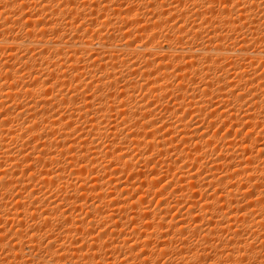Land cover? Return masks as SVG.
Instances as JSON below:
<instances>
[{
    "label": "bare ground",
    "instance_id": "bare-ground-1",
    "mask_svg": "<svg viewBox=\"0 0 264 264\" xmlns=\"http://www.w3.org/2000/svg\"><path fill=\"white\" fill-rule=\"evenodd\" d=\"M109 1L0 0V264H264L261 0Z\"/></svg>",
    "mask_w": 264,
    "mask_h": 264
},
{
    "label": "rangeland",
    "instance_id": "rangeland-1",
    "mask_svg": "<svg viewBox=\"0 0 264 264\" xmlns=\"http://www.w3.org/2000/svg\"><path fill=\"white\" fill-rule=\"evenodd\" d=\"M99 1H102V0H99ZM123 2H124V3H123ZM109 3H110L111 5L115 3L114 5H112V7H115V8H122V7L125 8V7H126V6H125V3L127 4V3H128V0H119L118 3H117V0H110ZM116 3H117V4H116ZM121 3H122V4H121ZM120 5H122V6H120ZM118 6H120V7H118ZM28 11H30V10H28ZM259 71H260V70H259ZM261 72H262V70H261L260 72H258V73H261ZM28 79H29V82L27 81ZM26 81H27L26 83H29V84L32 83V79H31V78H27V77H26ZM30 81H31V82H30ZM46 99L48 100L49 97L46 98ZM48 101H49V100H48ZM18 103H19V102H18ZM18 103L14 104V106H15L16 108H19V106H20V108H21V105H19L20 103H19V104H18ZM31 104L33 105V102H32ZM12 107H13V106H12ZM229 129H231V128L225 127V128L223 129V131H225V132L221 131V132H222V135H224V136H225V135H228V136H229L228 133H231V135H232V134H233V130L231 129V131H230ZM228 130H229L230 132H229ZM227 131H228V132H227ZM224 133H225V134H224ZM231 135H230V137H231ZM259 139H260V138H257V137H256V140H257V141H258ZM141 167H142V166H141ZM141 167H139V168L136 169L137 172L134 171V173H130V174H128L130 177H129L128 175H127L126 177H128V179H130V178H131V179H135V178H136L135 180H137V179H138L137 176H134V177H135V178H134L133 175H136V174L138 173V170H139V169H140L141 171H145L144 168L142 167L143 169H141ZM135 173H136V174H135ZM132 181H134V180H132ZM245 193H246V192H245ZM247 193H248V192H247ZM140 196H141V195H140ZM138 197H139V194H138ZM156 201H157V200L155 199V201H153L152 203L155 202V204H156ZM150 205H151V209H153V208L156 206V205L154 206L153 204H150ZM152 205H153V206H152ZM152 207H153V208H152ZM154 209H155V208H154ZM173 213H174V212H173ZM176 214H177V212H176ZM176 214H175V213L172 214L173 217H174ZM177 215H178V214H177ZM177 215H176V216H177ZM176 216H175V217H176ZM179 217H180V216L176 217V219H177V218L179 219ZM178 219H177V220H178ZM155 245H156V243H155ZM155 245L153 244V247H154ZM178 245H179V244H178ZM176 246H177V245H176ZM153 247L151 246V248H153ZM167 257H169V256H167ZM167 257H166V258H167ZM166 258H165V257H162V258H161V262H163V261H167V260L169 259V258H168V259L166 260ZM163 259H164V260H163ZM162 260H163V261H162Z\"/></svg>",
    "mask_w": 264,
    "mask_h": 264
},
{
    "label": "snow or ice",
    "instance_id": "snow-or-ice-1",
    "mask_svg": "<svg viewBox=\"0 0 264 264\" xmlns=\"http://www.w3.org/2000/svg\"><path fill=\"white\" fill-rule=\"evenodd\" d=\"M222 2H223V6H224V8L225 9H227V8H229V7H231L233 10H237L239 7V5L238 4H233L232 3V0H222ZM261 3H262V6H264V0H261ZM209 7H213L212 5H208ZM213 10H214V8H213ZM225 15H227L228 13L225 11V13H224ZM10 78V77H9ZM49 84L51 83V81H49L48 82ZM45 87H47V85H45ZM57 87H59V85H57ZM53 91H55V89H53ZM236 93L234 92L233 93V95H235ZM44 95L45 96H48L49 95V93H47V92H45L44 93ZM149 107H151V105H149ZM54 119H55V117H54ZM185 119H187V117H185ZM157 123H159V121H157ZM149 127H151V125L149 126ZM72 128V125L71 124H69L68 125V128L67 129H65V131H67L68 129H71ZM163 129H161V131H162ZM221 131H223V129H221ZM76 133L74 132L73 133V135H75ZM231 135V133H229V136ZM22 139H23V137H21ZM173 142H175V141H173ZM29 160H31V156H29ZM28 161H25V163H27ZM28 171L30 172V171H32V169L31 168H29L28 169ZM153 175H155V173H153ZM160 183L162 184L163 183V181H160ZM168 187H171V185H168ZM165 191H167V189H165ZM138 195V194H137ZM161 195H163V193H161ZM253 195H254V193H253ZM101 227H103V225L101 226ZM106 234V233H105ZM101 239H103L102 237H101ZM55 246V245H54ZM229 247H231V245H229ZM134 249V252L137 250L136 248H133ZM93 251H95V249H93ZM245 260H246V258H245ZM245 260H242L241 262H240V264H245ZM227 264H231V261H228L227 262Z\"/></svg>",
    "mask_w": 264,
    "mask_h": 264
}]
</instances>
